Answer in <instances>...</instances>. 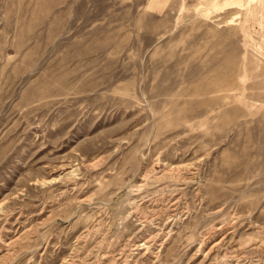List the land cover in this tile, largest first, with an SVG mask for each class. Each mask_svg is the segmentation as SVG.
Instances as JSON below:
<instances>
[{
	"label": "rangeland",
	"instance_id": "1",
	"mask_svg": "<svg viewBox=\"0 0 264 264\" xmlns=\"http://www.w3.org/2000/svg\"><path fill=\"white\" fill-rule=\"evenodd\" d=\"M0 264H264V0H0Z\"/></svg>",
	"mask_w": 264,
	"mask_h": 264
}]
</instances>
